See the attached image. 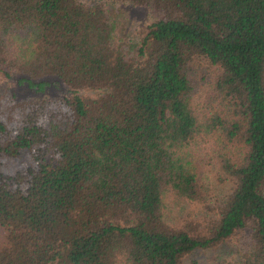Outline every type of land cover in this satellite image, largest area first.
Wrapping results in <instances>:
<instances>
[{"label":"trees","instance_id":"1","mask_svg":"<svg viewBox=\"0 0 264 264\" xmlns=\"http://www.w3.org/2000/svg\"><path fill=\"white\" fill-rule=\"evenodd\" d=\"M0 73V264H264V0H0Z\"/></svg>","mask_w":264,"mask_h":264},{"label":"rangeland","instance_id":"2","mask_svg":"<svg viewBox=\"0 0 264 264\" xmlns=\"http://www.w3.org/2000/svg\"><path fill=\"white\" fill-rule=\"evenodd\" d=\"M111 14L113 13L115 16L116 23V35L123 41L125 44L130 40H135V36L139 29L146 25L150 21V15L146 9L139 6H133L125 3H111L108 5ZM199 64V70H203L196 77L199 88H203L206 85H209L211 79L213 78V70L211 68H207L205 63L202 61L197 62ZM196 64V65H198ZM64 91L63 86L54 87L49 86L45 90L44 93L37 94L33 93L23 86H16L12 80L8 78H4L0 73V106L3 103L5 97L9 96V93H15L17 97H33V98H46L58 96ZM203 178V186L212 194L216 193L217 195L223 194L226 190H228L227 185H222L217 183L214 179H212L211 174L206 172L202 175ZM210 190V191H209ZM213 191V192H211ZM196 208L193 205H187L185 211ZM197 209V208H196ZM5 241L4 231L0 226V245H3ZM229 245V244H228ZM231 247V245H229ZM225 249V246H219L212 249L204 250L199 253V259L201 261L209 262L213 258V256L217 255L221 251Z\"/></svg>","mask_w":264,"mask_h":264}]
</instances>
